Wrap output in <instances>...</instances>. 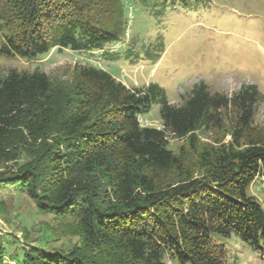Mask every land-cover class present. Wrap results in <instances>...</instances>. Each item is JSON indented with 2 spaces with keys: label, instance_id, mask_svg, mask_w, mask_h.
<instances>
[{
  "label": "trees",
  "instance_id": "16d2710c",
  "mask_svg": "<svg viewBox=\"0 0 264 264\" xmlns=\"http://www.w3.org/2000/svg\"><path fill=\"white\" fill-rule=\"evenodd\" d=\"M168 1L0 0V54L102 50L127 36L130 8ZM262 99L253 86L227 97L200 83L173 105L155 83L130 89L92 66L69 80L0 76V161L15 162L0 191L25 194L76 238L53 252L8 253L0 242V264H229L221 240L264 255V204L247 195L255 180L264 187V124L254 125ZM155 103L160 129L141 123ZM169 137L182 142L177 153Z\"/></svg>",
  "mask_w": 264,
  "mask_h": 264
},
{
  "label": "rangeland",
  "instance_id": "374dc122",
  "mask_svg": "<svg viewBox=\"0 0 264 264\" xmlns=\"http://www.w3.org/2000/svg\"><path fill=\"white\" fill-rule=\"evenodd\" d=\"M206 1L195 11L181 8L173 0L145 10L133 6L131 12L126 11L127 36L120 44H108L102 50L84 53L52 49L33 60L0 54V76L10 70H40L51 79L69 80L75 67L92 66L105 70L130 89L155 83L173 105H180L200 83L210 92L227 97L243 87L253 86L263 97L256 105L254 116V125L261 127L264 124V0ZM2 44L0 32V49ZM115 56L119 59L110 60ZM159 111L160 106L155 103L143 115L141 123L160 129ZM168 142V148L177 153L182 142L170 137ZM22 160L28 161L25 157ZM14 165L15 162L0 161V173L15 171ZM247 195L264 204V187L259 180L247 188ZM75 241V237L60 231L53 216L40 214L25 194L0 191V242L8 253L21 247L68 251ZM220 243L228 250L229 264H264V255L246 244L227 240ZM9 255L6 254L7 260Z\"/></svg>",
  "mask_w": 264,
  "mask_h": 264
}]
</instances>
